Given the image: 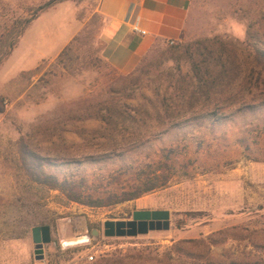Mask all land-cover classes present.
<instances>
[{"label":"rangeland","instance_id":"obj_1","mask_svg":"<svg viewBox=\"0 0 264 264\" xmlns=\"http://www.w3.org/2000/svg\"><path fill=\"white\" fill-rule=\"evenodd\" d=\"M45 1L0 0V57ZM71 1L75 10L62 5L34 20L0 65V264H90V255L147 245L163 251L211 233L217 251L264 245V106L241 110L264 97L250 80L255 53L264 50V0H193L182 39L157 43L134 75L102 56L101 0ZM75 11L83 23L78 39L54 56L75 29ZM213 110L218 120L202 116ZM22 136L57 161L110 155L89 165L91 174L105 173L104 180L93 176L94 186H133L138 165L147 163L153 170L168 161L174 176L166 187L111 206L67 202L26 177ZM136 209H169L171 228L104 235L105 221L132 218ZM42 222H50L52 242L39 260L32 228ZM86 234L90 244L62 247Z\"/></svg>","mask_w":264,"mask_h":264},{"label":"trees","instance_id":"obj_2","mask_svg":"<svg viewBox=\"0 0 264 264\" xmlns=\"http://www.w3.org/2000/svg\"><path fill=\"white\" fill-rule=\"evenodd\" d=\"M63 1L66 0H46L34 10L33 15L23 22L16 39L10 43L8 51L3 57H0V65L18 46L20 37L30 27L31 23L43 12ZM77 39L78 37L74 38V40ZM154 48L155 46L152 47L150 52ZM147 56L148 54L144 56L141 63H143ZM255 60L256 63L252 67L251 71L253 72L250 80L254 81L256 79L258 84L264 88V50L258 49L256 51ZM141 63L137 70L142 66ZM258 67H260V71L256 75ZM224 72L222 73L223 75L225 74ZM135 73L134 71L130 75H134ZM220 78L215 79L212 82L213 85L221 81ZM243 104L241 110L244 108L264 106V97L249 100ZM2 111H4V106H2L0 101V112ZM215 112L216 110L203 113L202 116L215 121L219 119ZM195 119H198V117L193 115V117L186 119V121ZM18 152L21 169L31 182L41 186L47 192L52 190L58 191V197L64 198L67 202L74 201L89 206H111L137 199L158 188L166 187L174 176V173L171 171L172 166L169 165L168 161H164L161 167L153 170L147 169L152 166V163H147L146 166L138 165L139 170L137 169L138 172L135 174L136 178H134L135 184L133 186H113V183L107 186H94L96 182L91 183L93 176L98 180H104L105 173L101 168L100 172L91 174L88 170L89 165L99 164L104 159L110 158V155L101 156L100 158L91 155L82 160L57 161V159L46 156L33 148L23 136L18 140ZM133 164L131 162L127 165L132 169ZM126 169L129 170L128 167ZM111 175L113 174H108L107 177ZM115 178L119 179V177ZM182 223L184 222L180 220L178 226H181ZM38 224L37 226L51 225L50 222ZM213 234L176 241L172 245L167 246L163 251L152 247V245H147L142 248L135 246L126 252L116 251L107 253V255L99 259L91 261L90 264H264L263 244L252 242L251 247L249 244H244L243 248L231 246L224 247L222 251H217L214 247L220 241L215 239ZM60 248L58 245L57 249L59 251ZM48 264H60V261L51 258Z\"/></svg>","mask_w":264,"mask_h":264},{"label":"crops","instance_id":"obj_3","mask_svg":"<svg viewBox=\"0 0 264 264\" xmlns=\"http://www.w3.org/2000/svg\"><path fill=\"white\" fill-rule=\"evenodd\" d=\"M192 2L193 0H101L98 10L104 16L103 58L122 74L135 71L144 56L157 43L182 39ZM68 4L73 6L71 0H66L43 13ZM73 18L75 29L56 50L54 56L58 55L82 28L83 23L77 18L76 11ZM136 26L146 33L137 31Z\"/></svg>","mask_w":264,"mask_h":264},{"label":"water","instance_id":"obj_4","mask_svg":"<svg viewBox=\"0 0 264 264\" xmlns=\"http://www.w3.org/2000/svg\"><path fill=\"white\" fill-rule=\"evenodd\" d=\"M171 211L169 209H136L131 219L107 220L104 223V235L107 237H137L155 230H169L171 228ZM100 230L93 229L96 236ZM91 234L82 236V239H64L63 248L83 246L91 243ZM35 243L36 259H44L45 245L52 242L50 225L35 226L32 228Z\"/></svg>","mask_w":264,"mask_h":264},{"label":"built area","instance_id":"obj_5","mask_svg":"<svg viewBox=\"0 0 264 264\" xmlns=\"http://www.w3.org/2000/svg\"><path fill=\"white\" fill-rule=\"evenodd\" d=\"M135 29H136L137 31L141 32V33H146V31L143 30V29H141L139 26H136ZM175 42H176V41L173 40V39H171V40L168 41L169 44H175ZM93 260H95L94 255H90V256L88 257V261L91 262V261H93Z\"/></svg>","mask_w":264,"mask_h":264},{"label":"bare ground","instance_id":"obj_6","mask_svg":"<svg viewBox=\"0 0 264 264\" xmlns=\"http://www.w3.org/2000/svg\"><path fill=\"white\" fill-rule=\"evenodd\" d=\"M71 239H82V236H78V237H73V238H71Z\"/></svg>","mask_w":264,"mask_h":264},{"label":"flooded vegetation","instance_id":"obj_7","mask_svg":"<svg viewBox=\"0 0 264 264\" xmlns=\"http://www.w3.org/2000/svg\"><path fill=\"white\" fill-rule=\"evenodd\" d=\"M127 219H131V217L130 218H127Z\"/></svg>","mask_w":264,"mask_h":264}]
</instances>
